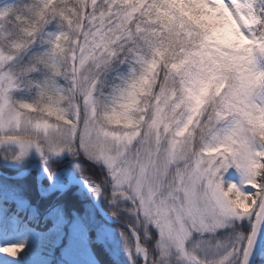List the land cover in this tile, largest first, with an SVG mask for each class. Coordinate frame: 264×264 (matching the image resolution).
<instances>
[{"label":"snow or ice","instance_id":"snow-or-ice-1","mask_svg":"<svg viewBox=\"0 0 264 264\" xmlns=\"http://www.w3.org/2000/svg\"><path fill=\"white\" fill-rule=\"evenodd\" d=\"M0 146L78 157L132 264H264V0L0 5Z\"/></svg>","mask_w":264,"mask_h":264},{"label":"rangeland","instance_id":"rangeland-1","mask_svg":"<svg viewBox=\"0 0 264 264\" xmlns=\"http://www.w3.org/2000/svg\"><path fill=\"white\" fill-rule=\"evenodd\" d=\"M10 2V0H0V5L9 4ZM16 152L15 146H11L10 150L8 146H0V175L7 179L19 178L10 176L22 175L31 165H34V168L29 172L31 173L29 198H22L27 185L21 184L22 182L9 183L2 179H0L1 194L8 199L15 200L21 208L27 207L30 210H40L49 216H53L57 209L56 203H60L59 200H55L58 196L72 189L73 192H76L77 197L81 199L85 197L88 200L85 202L84 216L87 222L94 225L99 244L105 246L118 261L123 264H132L126 252L125 239L121 235L122 230L127 232L128 229L119 222L105 220L93 203L94 200L99 202L108 212L107 217L109 219L115 220L116 216L132 221V215L126 213L120 207L121 204L126 205L127 201H118L116 204L110 203L112 199L111 189L107 190L106 195L103 192L99 196L94 195L89 189L87 192L84 191L83 175L77 167L80 160L75 162L74 160L78 157L73 156L67 150H62L59 153L48 152L42 157L35 147H31L23 156L13 158ZM69 160H73L72 163H64ZM88 174L95 177L91 173ZM74 178H78V180L73 181ZM3 214L4 212H2L0 206V241L4 243H33L37 240V234L25 231L24 227L17 224L16 221L10 225L2 217ZM86 236V229L82 221L74 218L67 231L61 235L60 260L54 264H99ZM136 259H139V257H136Z\"/></svg>","mask_w":264,"mask_h":264},{"label":"trees","instance_id":"trees-1","mask_svg":"<svg viewBox=\"0 0 264 264\" xmlns=\"http://www.w3.org/2000/svg\"><path fill=\"white\" fill-rule=\"evenodd\" d=\"M10 3L15 2V0H10ZM231 35L230 33H226ZM79 158L74 160L78 161ZM73 160H69L64 163H72ZM64 166V164H62ZM61 165V166H62ZM48 168L52 169L48 166ZM53 170V169H52ZM82 173V172H81ZM89 173L93 175H99L98 169H90ZM84 175V173H82ZM31 178V173H28L25 177L7 179L3 175H0V179L5 180L9 183L15 182L27 185V189L23 192L22 198L28 199L30 192L29 189V180ZM26 182V183H25ZM107 194V190L103 193ZM77 197L76 192L69 190L63 195L58 196L55 200H59L60 203H56L55 215L49 216L47 213L41 212L40 210H30L29 208H21L15 200L6 198L0 192V206L4 220L11 223L14 221L17 224L24 227L25 231L34 233L38 235V238L33 243H23L24 248L16 255L11 256L5 253H0V264H54L60 260V239L61 235L67 231L69 224L73 221L74 218L80 219L86 229V237L88 244L96 257L99 264H123L122 262L115 259L107 250V248L97 239V233L94 225L86 221L84 216L85 212V202L88 201L87 198ZM34 216H39L41 222L37 223ZM47 218L46 221L43 218ZM116 217V216H115ZM119 218V217H117ZM121 221H125L123 218H119ZM127 220V218H126ZM13 243V242H11ZM0 241V246L5 244Z\"/></svg>","mask_w":264,"mask_h":264},{"label":"water","instance_id":"water-1","mask_svg":"<svg viewBox=\"0 0 264 264\" xmlns=\"http://www.w3.org/2000/svg\"><path fill=\"white\" fill-rule=\"evenodd\" d=\"M33 168H34V165H31V166L28 168V170H27L24 174H22V175L10 176V177H19V178H21V177H23V176H26V174L29 173ZM76 179L78 180V178H74L73 181H75ZM82 181H83V183H84V180H82ZM84 191H86V192L88 191V187L85 185V183H84ZM93 203H94L95 206L98 208V211H99L100 215H101L102 217H104L105 220H107V221H109V222H119L122 226H124V227L127 229V225H126L124 222L120 221L119 219H115V220L109 219V218L107 217V212H106V210L102 207V205H101L99 202H96V201L94 200Z\"/></svg>","mask_w":264,"mask_h":264},{"label":"bare ground","instance_id":"bare-ground-1","mask_svg":"<svg viewBox=\"0 0 264 264\" xmlns=\"http://www.w3.org/2000/svg\"><path fill=\"white\" fill-rule=\"evenodd\" d=\"M24 173H25V172H24ZM24 173H23V174H24ZM26 175H27V174H26ZM23 177H25V176H23ZM103 218H104V217H103Z\"/></svg>","mask_w":264,"mask_h":264}]
</instances>
